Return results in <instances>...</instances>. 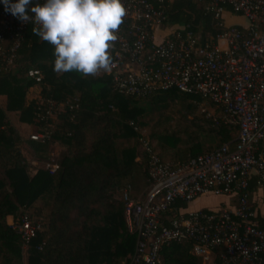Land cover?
<instances>
[{
	"label": "trees",
	"instance_id": "16d2710c",
	"mask_svg": "<svg viewBox=\"0 0 264 264\" xmlns=\"http://www.w3.org/2000/svg\"><path fill=\"white\" fill-rule=\"evenodd\" d=\"M164 8L167 23L163 28L174 31L190 27L209 44L216 43L223 32L214 16L195 0H173ZM224 8L229 15L241 16L229 7ZM224 21L226 23L225 16ZM34 28L31 26L26 33L11 68L6 69L4 61L0 60V96L7 99L0 108V264H127L135 253L137 236L129 231L126 207L116 200L117 192L128 187L132 192L135 174L141 169L146 179L144 196L148 194L152 186L150 156L141 140H148L154 154L168 161L158 150L163 149L170 138L169 135H153L156 146L144 135L143 129L149 127L154 115L141 106V101L151 99L150 106L164 104L160 120L168 126L170 115L167 114L178 104L183 118L192 117L191 122L198 129L202 127L197 123L205 119L194 117V113L198 104L210 101L176 90L159 93L158 97L122 95L107 72L88 77L75 72L58 74L53 71V46L34 35ZM112 56L113 60L117 57L113 52ZM31 69L39 70L43 77L39 101L29 99L30 90L37 86L29 77ZM44 101L64 104L58 116L60 124H56L57 119L47 124L41 120ZM17 114L20 124L32 129L27 139L15 127ZM215 120L210 133L219 141L216 147L205 150L201 139L192 132V146L186 150V160L176 158V162H169L182 164L224 145L234 149L238 127L227 126L220 120L218 124ZM205 121L211 123V120ZM38 132L47 133L46 140L32 141L30 136ZM118 139L137 144L119 150ZM172 141L175 147L180 144L174 137ZM23 144L41 165L50 160L49 153L57 144L66 148L67 153L60 160L55 175L40 168L41 165L31 175L30 163L22 152ZM258 182V178L250 180V199L259 188ZM206 197L210 196L201 198ZM38 202L41 208L36 206ZM193 203L178 201L174 208L188 213L194 209ZM44 209L50 210L47 223L40 218ZM201 210L215 212L207 208ZM25 215L33 223L42 224L39 236L27 248L8 223L10 217L17 220ZM168 216L165 215V219ZM257 219L260 221L258 216ZM260 226L264 230L262 221ZM161 258L164 264H203L193 254L190 241L167 244L162 248Z\"/></svg>",
	"mask_w": 264,
	"mask_h": 264
},
{
	"label": "built area",
	"instance_id": "2783aa9c",
	"mask_svg": "<svg viewBox=\"0 0 264 264\" xmlns=\"http://www.w3.org/2000/svg\"><path fill=\"white\" fill-rule=\"evenodd\" d=\"M172 1L123 0L127 14L116 33L112 52L117 57L107 74L122 95L148 97L176 90L207 99L221 110L225 125L238 127L239 136L234 149L224 145L182 164L164 161L148 140H141L150 156L152 186L144 200L132 197L131 187L124 190L128 228L137 236L127 264H164L162 248L181 241L193 243V254L203 264H264V230L249 197L253 174L264 182V0H195L223 29L217 42L205 43L190 27H182L157 43L156 33L167 23L164 6ZM224 7L249 22L246 31L226 26ZM31 26L37 27L0 4V60L6 69L13 66ZM29 77L42 85L39 70L31 69ZM42 106L41 120L47 124L64 104L44 101ZM47 136L38 132L30 138L44 141ZM59 167L46 164L52 175ZM204 196H229L235 204L210 213L174 208L178 201L193 203ZM10 226L25 248L42 230L27 215Z\"/></svg>",
	"mask_w": 264,
	"mask_h": 264
},
{
	"label": "clouds",
	"instance_id": "9594fccd",
	"mask_svg": "<svg viewBox=\"0 0 264 264\" xmlns=\"http://www.w3.org/2000/svg\"><path fill=\"white\" fill-rule=\"evenodd\" d=\"M4 10L32 21L33 34L54 48L53 71L84 77L110 72L116 33L124 23L123 0H0Z\"/></svg>",
	"mask_w": 264,
	"mask_h": 264
},
{
	"label": "rangeland",
	"instance_id": "374dc122",
	"mask_svg": "<svg viewBox=\"0 0 264 264\" xmlns=\"http://www.w3.org/2000/svg\"><path fill=\"white\" fill-rule=\"evenodd\" d=\"M226 19V26H238L239 24L243 25V23L245 22V19L241 18V16H232L229 17L225 16ZM201 37V36H199ZM202 39V38H201ZM156 42L159 43L158 38L156 39ZM222 46H224V43H222ZM104 74L103 71H101L100 73L96 74L97 76H102ZM33 90L30 91V100H38L41 99V87L40 86H36L34 88H32ZM155 97H158V94L155 95ZM157 101V100H156ZM151 103V99H145L143 101H141V106L145 107L147 109L148 113L153 114L154 116L152 117V120L149 123V127L146 129H143V133L144 135L152 140V136L153 135H161V136H166L169 135L171 139L169 141L168 139V143L164 144V148L161 150H158L161 155H163V157L166 160L169 161H175L177 160L176 158L179 159H183L186 160V150L189 149V147L192 146L191 144V140H190V133L194 132L196 133V135L201 139L202 144L205 146V150H208L210 148H214L219 144L218 139L216 138L215 135L210 133L211 129H214L212 127L211 124L214 123V119L216 120H220L222 119V112L219 108H217L214 104L208 102V101H203L202 103L198 104V108L194 113V117H202V119L205 120H211V123L206 122L205 120H200L199 123H197V125L201 126L202 129H198L197 126H194L191 122V119H193L192 117H188L187 120H185L182 116V113L180 112V105H175V107H173L171 109V114H167L170 115V121H169V126L162 124L161 122V116L163 114L162 112V107L163 106L160 105L159 103H155L153 104L154 106H150ZM5 105V104H4ZM161 110V111H160ZM183 113H185V111H183ZM164 116V115H163ZM16 118L15 120V127L18 130V132L20 133V135L24 138L27 139V137H29V135L32 132V129H30L29 127H26L23 124H20L19 119H18V114L14 116ZM57 119V121H56ZM53 121L57 122L56 124H60V121L57 118L52 119ZM187 131V132H186ZM189 132V134H188ZM31 137V136H30ZM173 137L175 139H178L180 141V144H177L176 147L173 146ZM153 141V140H152ZM154 143L156 141H153ZM184 143V144H183ZM137 143H135V141H126L124 139H118L117 141V146L119 150L125 149L127 147H133L135 146ZM157 143H155L156 145ZM157 146V145H156ZM22 152L24 153V156L26 157V160L29 161V166H31V172L30 174H34L35 169L39 168V166L41 165L40 162H38L35 159V156L32 152H30L28 146L26 144L22 145ZM67 153V149L64 147H61L60 145H55L53 146V148L50 151V160H48L47 162H43V164L40 166V168L44 167L46 169V164L49 162H56L59 163L60 160L64 157V155H66ZM177 156V157H176ZM178 159V160H179ZM176 162V161H175ZM39 168V169H40ZM135 185H132V193H134V198L136 197H144L145 193L147 192L146 189V179L143 177L141 169H139L136 174H135ZM123 194L124 191H119L117 192V196H116V200L120 201V203H124L123 202ZM219 203V199L217 197H208V198H203L198 204H196V206L194 207V209H202V208H207V209H211V208H215ZM37 207H42L41 203H37L36 205ZM32 211L35 212V210L33 209ZM50 210L48 209H44L43 211V215L42 220L45 221V223L48 222L47 217L49 214ZM12 223V221H11ZM10 223V224H11Z\"/></svg>",
	"mask_w": 264,
	"mask_h": 264
},
{
	"label": "crops",
	"instance_id": "0c3cea01",
	"mask_svg": "<svg viewBox=\"0 0 264 264\" xmlns=\"http://www.w3.org/2000/svg\"><path fill=\"white\" fill-rule=\"evenodd\" d=\"M227 16L232 18L233 15L232 14L229 15V13H227ZM241 18H243V17H241ZM243 19H245V18H243ZM239 26L243 27L246 30L249 27V22L245 19V22L243 23V25L239 24L238 27ZM171 32L172 31L169 28H162L156 33V39L158 38L159 43H161L167 37V35L171 34ZM31 90H33V89H31ZM29 98H30V96H29ZM6 101H7L6 97L0 96V108L5 106L4 104L6 103ZM252 178H255V179L258 178V181H259V177H258L257 173H254ZM258 183H259V188H258L257 192H255L251 196L250 203H251L252 208H254L256 215L258 216V218L260 219V221H262V224L264 225V182H261V183L258 182ZM146 196H144L143 198L135 196V198L139 199V200H144V199H146ZM206 198H208V197H206ZM202 199L203 198H201L198 201H196L195 203H193L192 206L195 207L196 204H198ZM218 199H219L218 205L215 208H211L214 211H218L221 208L228 207L230 205L233 206L235 204L234 199L229 197V196H221ZM199 210H201V209H193L191 211H199ZM11 221H13V218L12 217L8 218L9 225H10Z\"/></svg>",
	"mask_w": 264,
	"mask_h": 264
}]
</instances>
